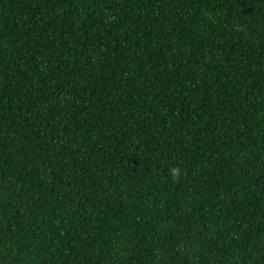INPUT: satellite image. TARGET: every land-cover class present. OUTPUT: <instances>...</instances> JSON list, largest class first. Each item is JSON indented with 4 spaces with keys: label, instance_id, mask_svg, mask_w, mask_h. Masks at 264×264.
<instances>
[{
    "label": "trees",
    "instance_id": "trees-1",
    "mask_svg": "<svg viewBox=\"0 0 264 264\" xmlns=\"http://www.w3.org/2000/svg\"><path fill=\"white\" fill-rule=\"evenodd\" d=\"M0 264H264V0H0Z\"/></svg>",
    "mask_w": 264,
    "mask_h": 264
},
{
    "label": "clouds",
    "instance_id": "clouds-1",
    "mask_svg": "<svg viewBox=\"0 0 264 264\" xmlns=\"http://www.w3.org/2000/svg\"><path fill=\"white\" fill-rule=\"evenodd\" d=\"M174 172H175V170H174Z\"/></svg>",
    "mask_w": 264,
    "mask_h": 264
}]
</instances>
